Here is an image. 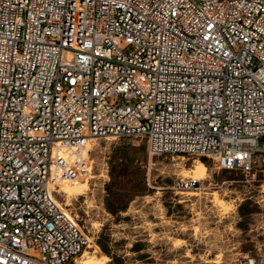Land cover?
Listing matches in <instances>:
<instances>
[{
  "label": "built area",
  "instance_id": "obj_1",
  "mask_svg": "<svg viewBox=\"0 0 264 264\" xmlns=\"http://www.w3.org/2000/svg\"><path fill=\"white\" fill-rule=\"evenodd\" d=\"M134 137L264 172V0H0V264H75L56 190Z\"/></svg>",
  "mask_w": 264,
  "mask_h": 264
},
{
  "label": "rangeland",
  "instance_id": "obj_2",
  "mask_svg": "<svg viewBox=\"0 0 264 264\" xmlns=\"http://www.w3.org/2000/svg\"><path fill=\"white\" fill-rule=\"evenodd\" d=\"M88 157V190L68 201L58 196L88 238L83 251L103 264H264V172L246 176L207 158L150 157L136 137L93 139ZM198 162L205 178L195 190H180Z\"/></svg>",
  "mask_w": 264,
  "mask_h": 264
},
{
  "label": "bare ground",
  "instance_id": "obj_3",
  "mask_svg": "<svg viewBox=\"0 0 264 264\" xmlns=\"http://www.w3.org/2000/svg\"><path fill=\"white\" fill-rule=\"evenodd\" d=\"M93 139H91L89 142H91ZM86 150H89V143L86 146ZM86 152H84V156ZM192 175H191V180L194 181H199L205 178L206 176V166L204 165V163L202 162H198V164L195 166V168L191 171ZM83 182H80L78 179L77 180H73V181H69V182H62L59 185V188L56 190V192L58 193V195H61L62 197H64V200H69L71 197H76V196H82L85 191L88 190V184L87 181L89 178H93L92 176L84 175L83 176ZM191 195L193 196H197L198 193L197 192H191ZM217 200V199H216ZM68 203V202H65ZM218 205H221L220 202L217 201ZM67 205V204H66ZM85 238H86V247L88 246V238L86 237V235L84 234ZM178 242V241H177ZM179 245V243H177ZM85 247V248H86ZM221 259V255H219L216 258V261H214V263H218V261H220ZM106 260L101 259V258H97L94 255H90L88 252L83 251L81 253V255L76 259L75 264H103ZM250 263V262H249ZM252 264V263H251Z\"/></svg>",
  "mask_w": 264,
  "mask_h": 264
},
{
  "label": "trees",
  "instance_id": "obj_4",
  "mask_svg": "<svg viewBox=\"0 0 264 264\" xmlns=\"http://www.w3.org/2000/svg\"><path fill=\"white\" fill-rule=\"evenodd\" d=\"M124 161L121 159V158H119V160H118V165H121L122 163H123ZM102 249H103V247H102Z\"/></svg>",
  "mask_w": 264,
  "mask_h": 264
}]
</instances>
